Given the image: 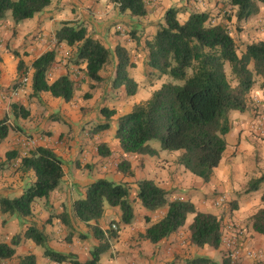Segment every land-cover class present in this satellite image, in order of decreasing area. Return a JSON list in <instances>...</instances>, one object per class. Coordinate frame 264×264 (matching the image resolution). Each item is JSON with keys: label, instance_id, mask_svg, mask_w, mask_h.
<instances>
[{"label": "trees", "instance_id": "16d2710c", "mask_svg": "<svg viewBox=\"0 0 264 264\" xmlns=\"http://www.w3.org/2000/svg\"><path fill=\"white\" fill-rule=\"evenodd\" d=\"M51 1L0 0V20L5 19L7 14H10L15 24L32 19L49 7ZM109 1L117 7L119 15L125 16L129 24L134 18H143L148 14L146 0ZM226 1L234 8L233 15L237 22L256 16L260 6L264 7V0ZM179 12L178 8L167 9L163 23L155 26L154 34L143 46L146 53L145 67L158 76L169 77L171 82L163 84L148 100L136 104L129 113L119 116L114 137L122 152L127 155L155 156L157 152L149 146V142L156 140L161 151L179 152L176 163L203 183H208L227 147L225 136L231 129L230 115L232 112L246 111L249 93L255 84L263 91L264 105V40L247 44L244 52L238 55L237 43L228 27L223 22L216 21L217 17L214 19L206 12H195L186 21L180 22ZM226 18L229 19L230 15ZM54 39L56 44H65L68 48L75 49L73 62L84 66L82 71L88 81H103L100 73L110 62L111 52L89 36L85 27L73 22H62L54 33ZM13 55L19 58L18 53L13 52ZM114 56L116 74L113 88L124 87L127 96L135 95L137 83L128 76V69L133 67L130 55L124 47L117 45ZM55 58L56 52L50 50L31 63L30 96L33 98L41 93H48L51 97L68 103L75 95V83L68 74L49 80L48 74ZM26 72L24 63L19 59L17 75L23 79ZM85 98H90V95L86 94ZM12 109L15 117L26 118L27 113L22 107L14 104ZM101 115L104 123L92 129L94 134L107 131L116 112L104 108ZM10 129L5 120L0 121V143L7 138ZM102 148L103 145H100L99 155L108 156L110 152ZM19 155L17 150L7 152L5 161L0 159V171ZM18 170L23 175L32 172L34 181L19 197H1L0 215L17 218L23 223L32 216L33 204L41 199L47 201L59 186L63 177L62 161L52 149L35 146L21 157ZM119 170L127 174L129 164L122 162ZM262 184L264 174L250 181L245 192H255ZM136 186L134 200L138 201L141 208L151 213L165 208L156 222L150 223V218H144L149 225L139 235L140 239L157 244L181 229L189 215H194L187 227L189 244L213 251L219 250L223 245L220 218L197 211L189 200L169 201V193L153 180H141ZM259 200L260 207L249 220L252 231L264 237V192ZM106 205L118 210L119 224L128 226L135 220L130 190L126 184L96 180L87 187L84 197L72 204L73 217L88 226L99 242L86 262L77 261L73 254L51 249L46 235L34 225L27 227L23 234L13 236L10 243L0 242V261L12 259L16 247L25 239L41 248L50 263L98 264L100 257L110 248L111 241L118 237L117 229L103 231L98 226ZM58 219L64 226L74 230L67 213L63 212ZM223 252L225 256L220 264H241L240 260L230 257L229 250ZM18 264L37 263L35 256L28 254L20 256ZM186 264L219 263L215 258L196 255L188 259Z\"/></svg>", "mask_w": 264, "mask_h": 264}, {"label": "crops", "instance_id": "0c3cea01", "mask_svg": "<svg viewBox=\"0 0 264 264\" xmlns=\"http://www.w3.org/2000/svg\"><path fill=\"white\" fill-rule=\"evenodd\" d=\"M74 1L78 4V0ZM83 1L84 6L89 10L83 9L81 11L82 14L78 12L75 15L76 17L71 20L85 21L84 27L87 28L86 25L88 26L89 21L92 20L90 18L93 15L92 9L95 7L93 0ZM169 1L171 7L180 9L178 14L179 18H181L180 22L186 21L191 13L206 12L214 19L217 17L216 21L223 22L224 25H237L241 29L239 36L237 37L238 33L232 32H230V35L234 40L240 39L241 48L243 47L241 53L244 52L247 44L264 40V7L262 6H260V11L256 16L237 22L233 15L235 12L234 8L229 6L226 0H199L200 4H196L194 0ZM53 2L54 0L51 1L49 7L32 19L21 23H13L9 15L5 19L0 20V121L5 120L6 124L10 128L12 127L7 138L0 143V159L5 161V154L11 150H17L20 154L16 160L7 163L4 169L0 171V177H5V174L10 175L11 171L14 172L12 178L3 179L2 181L5 182L0 181V198L13 199L19 197L34 181L32 172L23 175L18 170L20 159L27 150L22 147V140L26 137L23 134L26 133L34 135L36 139L35 146L52 149L61 159L63 169L61 182L50 194L48 200H37L33 204L32 216L31 220L29 219L28 226L34 225L33 222H35L36 225L34 226L46 235L48 246L51 249L60 253L73 254L77 261L81 263L90 259V253L98 242L94 238H89L87 239L88 243L83 242L82 245H85V247L81 252L75 248L77 243L69 246L68 251L64 250V247L59 244V237H65L67 228L61 223L58 216L63 212L67 213L74 228L84 225L73 217L72 204L74 201L83 198L87 187L99 179L117 184H126L128 187L133 188L134 195L137 191V182L153 180L159 187L169 193V201L175 199L189 200L197 211L210 213L221 219L218 214L219 211L211 205L209 200H204V196L209 194L211 189L229 193L237 192L243 180H245L244 184H246L249 180L258 177L259 174L255 175L254 170H259V167H255L251 162L255 160L249 157L244 158V156L240 159V157L243 152L251 154L247 150L246 144L249 141L255 143L258 127L264 129L263 91L254 85L249 93L250 100H248L246 111L243 113H231V129L225 136L227 147L219 166L213 170L208 183H203L201 179L193 176L183 166L178 165L174 161L180 154L179 152L168 153L161 151L160 145H154L152 142H149V146L157 152L155 156L124 154L118 140L114 137L117 118L129 113L136 104L148 100L153 92L158 90L163 84L171 82V79L148 71V68L144 65L146 54L143 52L142 57H130L133 67L128 69V76L138 86L133 96H127L124 87L113 88L112 83L116 72L112 79L105 82L103 88H97V83L89 82L82 72V77L86 83L89 82L91 85H96L95 89L91 91V97L88 100L74 103L77 100V91H75L72 101L68 103L61 99L53 98L48 93H41L37 97L32 98L30 96L31 63L47 51L66 46L65 44H56L54 34L52 38L50 36L52 31L55 33L59 29L58 22L62 21V18L55 14V4ZM78 6L81 8L82 5L78 4ZM226 7L232 10V15L229 19L223 20L222 15L226 11ZM162 23L163 21L160 22V24ZM154 32L155 30L152 31V35ZM237 32L239 31L237 30ZM88 35L98 40L96 36L89 33ZM50 38L55 42L53 49L50 45ZM13 52L18 53L19 58H15ZM19 59L24 63L27 70L26 76H24L27 79L25 83L17 75ZM83 68L84 66H81V70ZM145 70L146 73L144 72ZM65 73L66 69L60 68L56 77L58 78ZM100 76L104 81L103 71H101ZM154 76L157 79L151 80ZM14 104L26 111V118L15 117L16 115L12 109ZM104 108L116 112V115L111 119L110 128L97 134L92 133L91 128L83 130L82 126L90 121L94 120L98 124L104 123V118L101 115V110ZM56 118L57 120H55ZM15 126L21 128L22 134L17 132L16 137H12L11 134L16 131L14 129ZM100 145H103V150L107 149L110 152L108 156L102 157L99 155ZM234 151H237L234 159L235 164L238 160L241 163L227 169V167L223 166V162L226 161L227 155ZM122 162L129 164V170L133 171L135 175L134 179L125 178L124 174L120 172L119 166ZM138 162H140V165H138ZM26 177H29V180ZM244 177L246 178L244 179ZM263 192L264 184L260 186L259 190L248 193L243 198L237 199L233 197L232 200L237 199V205L227 219H221L223 234L227 233V229H240L244 232V237L241 239L243 244L247 247H255L260 251H264V240L260 235L252 231L249 219L260 207L259 199ZM135 204L139 208V215L134 212L135 220L133 223L128 226L122 225L123 227L118 237L100 257L98 264H186L190 254L215 258V251L207 247L199 249L191 246L188 242L187 227L192 222L194 215H189L181 229L157 244H151L140 239L139 235L143 234L149 225L144 218L146 216L150 218V223L156 221L152 219V213L141 208L137 200H135ZM161 211L164 213L165 208ZM111 215L116 217L118 222V210L106 205L103 217L99 221L101 230L104 231V222ZM51 216H53V219ZM38 219L39 221H36ZM48 219L52 220L53 227L49 225L43 226L48 222ZM0 220L7 221L6 226L12 230L11 237L20 234V230H23V234L27 229L24 224L27 221L22 223L17 218L7 215H0ZM224 226L226 227L224 228ZM69 232H71V229H69ZM6 234H8L7 231L0 230V242L9 243V240H4ZM85 235L87 234L85 233ZM20 243L21 245L23 244L21 251L18 253L16 250L15 255L32 254L35 256L37 264H53L44 257L43 251L41 252L31 241L23 239ZM4 263L5 261H0V264ZM242 264H249V261L243 260Z\"/></svg>", "mask_w": 264, "mask_h": 264}, {"label": "rangeland", "instance_id": "374dc122", "mask_svg": "<svg viewBox=\"0 0 264 264\" xmlns=\"http://www.w3.org/2000/svg\"><path fill=\"white\" fill-rule=\"evenodd\" d=\"M84 1H78L77 3L82 5L81 8H79L78 4H76V2L74 0H54L53 4H55L54 8L56 13L58 14L59 17L62 18V21L59 23L58 22V27H61V23L62 22H73L74 24H76L77 26H83L85 25V21H72L71 19H73L74 17H76L75 15L79 12L82 14L81 11H83V9H87L86 6H84ZM94 2V9H92V13L93 15L90 16V18L92 19L91 21H89L90 23H88V26L86 25V30H88L90 35H94L98 38L99 42H101L110 52H111V60L108 63V65L105 66L104 70H103V77H104V81L101 83H97V88H103L105 86V82H107L109 79H112L114 73H115V56H114V49L117 45L122 46L126 49V51L128 52V54L131 56H140L142 57L143 55V46L144 43L147 39H149L152 35V31L156 30V25L160 24L161 21H163V16H164V11H166V9L171 7V3L169 0H146L147 2V10H148V14L143 17V18H134L132 21V23L129 24V22H126L127 19L125 18L124 15H119L118 11H117V7L115 5H113L112 3H110L109 0H93ZM194 2L196 4H200L199 0H194ZM202 2V1H201ZM62 5V6H60ZM226 11L223 14L222 19H228L226 18L227 16L232 15L231 9L229 7H226ZM61 12H60V11ZM89 10V9H87ZM227 12V13H226ZM10 16V14H7ZM36 16V15H35ZM151 17V18H150ZM178 19L181 21V18ZM125 21V22H124ZM131 22V21H130ZM136 25V26H134ZM229 31L232 33H235L237 35V37L239 36V33L241 31V29L238 28L237 25L235 24H225ZM237 30L239 32H237ZM53 31L50 33V36L52 38L53 35ZM50 38V40H51ZM237 45H238V55L241 54V46L242 44H240V39H235ZM51 42V47L53 49L54 47V40L50 41ZM240 46V47H239ZM8 48V45H7ZM10 50V48H8ZM56 52V58H55V62L52 66V70H50L49 74H48V78L50 81L56 79L58 73H59V69L62 68L63 70L66 69V73L70 76V78L73 80V82L75 83V88L77 91V100L74 103H78L81 101H86L88 99L85 98L86 94H89L91 97V91H93L96 87V85H91L89 82L86 83V81L83 79L82 77V70H81V66L83 65H77L74 64V51L75 49H71L68 48L67 46L64 47H59V49H53ZM146 54V53H145ZM28 55V54H27ZM58 60V61H57ZM148 71H150L148 69ZM146 73V70L144 71ZM144 73V74H145ZM146 75V74H145ZM157 75V74H156ZM157 79L156 76L152 77L151 80H155ZM95 83V82H94ZM96 84V83H95ZM256 88H258V84H255ZM248 100H250V97H248ZM82 109V108H81ZM231 120V118H230ZM90 125V126H89ZM98 123L93 121H90L88 123H85L84 126H82V129L85 130L87 128H91L93 129L95 126H97ZM12 128V127H11ZM14 129L16 131H13V133L11 134L12 137H16L17 132H19L20 134H22V130L20 127L15 126ZM257 133L255 135L256 141L255 143H251V141H249L246 146H247V150H249L251 152V154H247L248 152H243V154L241 155L240 159L245 157H249L252 160L255 161H251L252 164H254V166L259 167V170H254V174H264V129H260V127H258V129L256 130ZM26 137H31V138H35L34 135H30V134H23ZM154 145H159V142L156 140L151 141ZM237 151H234L233 153H231L230 155H227L226 161L223 162V166L228 168H233L235 165H239L241 162H239V160L236 162L235 164V157H236ZM177 158V157H176ZM176 158L174 161H176ZM246 161V160H245ZM12 164V163H11ZM138 165H140V162H138ZM258 171V172H256ZM14 172H10L9 174H5L4 176L0 177V181L1 182H5L2 181L3 179H7V178H12L13 177ZM258 175V176H259ZM125 178H130V179H134V174L133 171L128 170L127 174H124ZM29 180V177H26ZM246 177H244L245 179ZM255 179V178H254ZM253 179L249 180L248 183L250 181H252ZM245 180L242 181L241 187L239 189V191L237 192H224V191H218L217 189H211L209 191V194H206L204 197V200H209L211 205L214 206L218 211H219V215L221 217L222 220L227 219L230 215L231 212L234 210V207L237 205V199L239 198H243L244 195L248 194L245 192V190L247 189V185L248 183L244 184ZM133 184V183H131ZM135 184V183H134ZM13 188V187H11ZM260 188V187H259ZM258 188V190H259ZM15 189V188H14ZM130 198H131V202L134 208V212L139 215V208L138 206L135 204V200L134 197L135 195L133 194V188H130ZM233 197H236V200H232ZM169 199V198H168ZM162 211H158L156 213H152V219L158 220L161 216H162ZM53 219V216H51ZM50 217V218H51ZM139 217V216H138ZM141 218V216H140ZM31 220V217H29L28 219H26L25 221H27L25 224V228L29 227L28 226V222ZM117 218L114 217L113 215H111V217L104 222L103 225V229L104 231L110 230L112 229L111 226L114 224L116 226V231L119 234V232L122 230V225L119 224V222H117L116 220ZM36 221H39L36 220ZM119 221V218H118ZM142 221V219H141ZM20 222V220H19ZM32 223V222H30ZM34 225H36L35 222H33ZM7 221L4 220H0V230L2 231H7L8 234H6L4 240H9V243L11 241V236L10 234L12 233V230L9 229L7 226ZM52 226V220L48 219V222L45 223L43 226ZM98 226L100 227L101 224L98 223ZM226 226H224L225 228ZM6 228V229H5ZM67 228V227H66ZM239 228V227H238ZM79 231H78V230ZM236 229V228H233ZM240 230V229H239ZM23 230H20V234H22ZM229 231V229H227V232ZM242 231V230H241ZM85 233L87 235H85ZM91 234V236H90ZM229 234V232H228ZM227 235L223 234V236ZM244 237V232L242 231V237L241 239ZM262 239L264 240V237L261 236ZM89 238H94L95 240H97L94 235L92 234L91 229L86 226V225H81V227L77 226L76 228H74V230L71 232H69V229L67 228V232L65 234V237L60 236L59 237V244L62 245L64 247V250L68 251L69 250V246L71 245H75V243H77L75 245V248H77L76 250L81 252L83 250V248L85 247V245H82L83 242L88 243L87 239ZM98 242V240H97ZM114 242V241H113ZM99 243V242H98ZM112 243V241H111ZM241 243L240 247V256L238 257V261H242L246 260L249 261V264H255L259 261L264 262V251H260L258 249H256L255 247H247L246 245L243 244V240L239 241V244ZM23 245V244H22ZM21 243L18 244V246L16 247L17 252L20 253L21 251ZM20 247V248H19ZM20 250H19V249ZM39 248V247H38ZM74 248V249H75ZM23 249V248H22ZM24 249H26L24 247ZM40 251L42 252L43 250L41 248H39ZM227 251L226 247L224 245H222L219 250L215 251V260L220 264L222 262L224 255L223 251ZM264 250V249H263ZM254 255L251 257H247L246 253L250 252ZM43 253V252H42ZM193 256H196V254L193 255H189V259L192 258ZM19 254L15 255L12 259L5 261L4 264H18L19 262Z\"/></svg>", "mask_w": 264, "mask_h": 264}, {"label": "built area", "instance_id": "2783aa9c", "mask_svg": "<svg viewBox=\"0 0 264 264\" xmlns=\"http://www.w3.org/2000/svg\"><path fill=\"white\" fill-rule=\"evenodd\" d=\"M26 81H27L26 78L22 79L23 83H25ZM35 143H36L35 138L24 137V139L22 140V147L28 150L29 147L35 146ZM111 228L116 230L115 225H112ZM228 232H227V235L223 236L222 244L226 247L227 250L231 252L230 257L236 260L241 254L240 247H239L241 243L239 244V241L241 240V237H242V231L239 229H231ZM246 254H247L246 255L247 257H251V255L254 256L251 253V251L247 252Z\"/></svg>", "mask_w": 264, "mask_h": 264}]
</instances>
